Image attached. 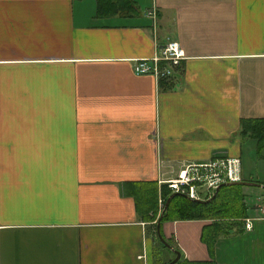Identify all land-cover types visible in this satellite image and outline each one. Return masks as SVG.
<instances>
[{"label": "crops", "instance_id": "1", "mask_svg": "<svg viewBox=\"0 0 264 264\" xmlns=\"http://www.w3.org/2000/svg\"><path fill=\"white\" fill-rule=\"evenodd\" d=\"M134 1L101 15L97 0H0V264H163L176 254L141 190L160 199L168 179L227 158L264 183V157L259 170L243 154L264 142L243 130L264 119V0ZM171 39L186 53L172 77L134 71ZM246 205L212 247L210 218L161 233L183 258L264 264V218Z\"/></svg>", "mask_w": 264, "mask_h": 264}, {"label": "trees", "instance_id": "2", "mask_svg": "<svg viewBox=\"0 0 264 264\" xmlns=\"http://www.w3.org/2000/svg\"><path fill=\"white\" fill-rule=\"evenodd\" d=\"M99 14H115L125 13L132 14L136 12L134 0H97ZM244 123V122H243ZM243 130H250L255 136H264V119L245 120ZM264 144V142H263ZM242 184L223 185L219 189L216 197L206 203L189 198L184 194L174 195L168 206L165 208L166 201L172 191L168 184L162 186L161 197L158 199L155 188L149 190H141L139 198L147 201V213L152 212L149 217L159 218L161 214L162 220L169 218H210L212 221L208 224L207 230L203 233V238L209 242L212 247L214 240L223 230L231 226L236 221L242 222V218L247 214V205L245 201V193L242 190ZM138 198V196H137ZM161 211L158 213V203H161ZM162 222V221H161ZM157 224V221H156ZM158 235V234H157ZM168 240V239H167ZM171 244L172 242L168 240ZM163 246H166L161 242ZM173 245V244H172ZM174 246V245H173ZM167 247V246H166ZM175 247V246H174ZM176 248V247H175ZM178 249V248H177ZM164 264V263H163ZM175 264H221L214 257L204 260H190L181 257Z\"/></svg>", "mask_w": 264, "mask_h": 264}, {"label": "built area", "instance_id": "3", "mask_svg": "<svg viewBox=\"0 0 264 264\" xmlns=\"http://www.w3.org/2000/svg\"><path fill=\"white\" fill-rule=\"evenodd\" d=\"M145 13L153 19V27L156 29V8H147ZM184 58L186 53L181 43L171 39L160 45L155 55L136 59L134 71L137 74H151L157 79H168L174 75ZM238 179H241L239 159L227 158L193 165L184 173L180 172L177 177L168 179L166 182L172 192L186 194L189 198L206 199L212 195L219 183ZM259 209L261 211L259 218H264V202L259 204ZM256 218H245L246 229L254 226Z\"/></svg>", "mask_w": 264, "mask_h": 264}, {"label": "rangeland", "instance_id": "4", "mask_svg": "<svg viewBox=\"0 0 264 264\" xmlns=\"http://www.w3.org/2000/svg\"><path fill=\"white\" fill-rule=\"evenodd\" d=\"M251 150H253V155L254 157H256V162H258L257 164L255 163V160H251L252 157L250 158ZM243 154L246 167L249 168L251 167V165H254L255 167L259 168V170L262 169L263 164L262 162H259L260 159L264 157V144L262 142L259 144L258 139L253 137L252 140H246V143L244 144ZM261 187L262 186L260 185L252 184L244 185L245 201L247 200L249 203L252 204H260L264 202V189Z\"/></svg>", "mask_w": 264, "mask_h": 264}, {"label": "water", "instance_id": "5", "mask_svg": "<svg viewBox=\"0 0 264 264\" xmlns=\"http://www.w3.org/2000/svg\"><path fill=\"white\" fill-rule=\"evenodd\" d=\"M229 184H252V185H260V186H263L264 187V183L262 182H259V181H252V180H246V179H238V180H231V181H224V182H221L219 183L214 192L212 193V195L206 199L204 198H197L195 200L197 201H200V202H203V203H206V202H209L211 200H213L219 189L221 188V186L223 185H229ZM179 194L178 192H172L171 195L168 197L167 201H166V204H165V208L168 206L171 198L174 196V195H177ZM185 196H187L186 194H184ZM188 197V196H187ZM162 216L163 214H161L157 220V234H158V237L159 239L168 247L170 248L176 255L175 257H173L170 261L164 263V264H175L178 262V260L181 258V251L177 248H175L164 236L163 234L161 233V229H160V224H161V221H162Z\"/></svg>", "mask_w": 264, "mask_h": 264}, {"label": "bare ground", "instance_id": "6", "mask_svg": "<svg viewBox=\"0 0 264 264\" xmlns=\"http://www.w3.org/2000/svg\"><path fill=\"white\" fill-rule=\"evenodd\" d=\"M167 183V182H166Z\"/></svg>", "mask_w": 264, "mask_h": 264}]
</instances>
